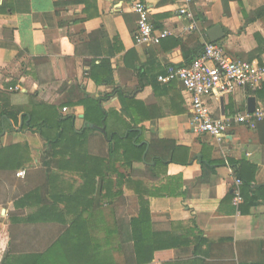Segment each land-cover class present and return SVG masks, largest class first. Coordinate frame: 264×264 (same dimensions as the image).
I'll return each instance as SVG.
<instances>
[{
	"label": "crops",
	"instance_id": "crops-1",
	"mask_svg": "<svg viewBox=\"0 0 264 264\" xmlns=\"http://www.w3.org/2000/svg\"><path fill=\"white\" fill-rule=\"evenodd\" d=\"M136 2L149 8L156 30L172 36L158 46L136 45ZM180 5L0 0V153L6 151L0 155V264L48 253L72 227L87 232L109 260L126 264L128 235L118 234L117 241L111 234L140 217L141 198L152 223L148 241L167 245L149 264L264 263V122L254 130L235 125L218 143L194 132L191 97L182 85L158 81L168 67L189 65L195 59L186 57L189 51L198 55L208 43L264 64V0H195L199 31L193 34L184 31ZM263 87L206 103L217 118L248 111L249 98L264 107ZM98 102L139 133L134 142L147 146L141 161L129 165L124 149L114 159L108 155L107 138L128 131L112 115L108 125H97ZM146 106L164 114L156 128L141 113L137 123L122 113L148 112ZM43 120L52 128L67 124L75 134L49 151L37 128ZM103 126L107 136L96 129ZM154 131L169 142L157 152L167 164L146 162ZM209 163L217 167L204 176ZM237 176L253 180L257 205L248 207L243 197L234 204Z\"/></svg>",
	"mask_w": 264,
	"mask_h": 264
},
{
	"label": "built area",
	"instance_id": "built-area-1",
	"mask_svg": "<svg viewBox=\"0 0 264 264\" xmlns=\"http://www.w3.org/2000/svg\"><path fill=\"white\" fill-rule=\"evenodd\" d=\"M195 0H181L178 10L180 18L186 19L185 33L199 31L198 21L193 13ZM133 12L137 16V31L134 36L136 45L158 46L162 40L172 36L168 30L158 31L151 22L149 8L136 2ZM160 83L179 82L191 97V124L194 132L208 135L218 143L228 138L235 125L251 130L264 122V107L254 112H235L231 116L215 117L206 100L214 97L233 95L238 91L256 93L264 84V64L256 61H241L228 54L221 46L213 43L205 45L203 51L186 67L170 66L164 75L158 77ZM15 89H11L13 91ZM67 112V109H63ZM25 172L17 174L23 177ZM242 181L236 180L234 204L242 202Z\"/></svg>",
	"mask_w": 264,
	"mask_h": 264
},
{
	"label": "trees",
	"instance_id": "trees-1",
	"mask_svg": "<svg viewBox=\"0 0 264 264\" xmlns=\"http://www.w3.org/2000/svg\"><path fill=\"white\" fill-rule=\"evenodd\" d=\"M84 0H66V4H81ZM264 13V12H263ZM204 47H199V53L198 55L203 51ZM193 53V54H192ZM194 55V56H193ZM198 55L194 54V51H189V54L186 55V57L192 56V58H196ZM192 59V60H193ZM192 63V62H191ZM190 63V64H191ZM264 88V87H263ZM116 93H119V91H116ZM258 93V92H257ZM125 97V96H124ZM123 98V97H122ZM123 102V100H122ZM136 103V102H134ZM97 112L96 114L99 116V121L96 123L99 126L102 125H108L107 124V117L110 118V116H115L118 118L120 124H124L125 128L127 129L128 133H121L118 134L114 133V136L111 140L110 137L108 141H111L109 144V153L108 155L114 159L116 154L119 152V150L124 149V155L126 159L129 162V165H131L132 161H141L142 156L146 151L147 146L144 144L141 147L138 146V143L140 141L134 142V139L138 136L139 133L132 132L130 129L132 127L124 121L122 116L120 114H117L115 112L113 113H107L105 112L100 105V102L96 103ZM147 108V106H146ZM148 112H122L129 117L136 123L137 120H134L137 113H141L145 119H148L150 122H152V125L154 124V127L156 128V121L164 116L162 112H151L147 108ZM85 119L92 123V121L89 119L88 115H85ZM31 123V128H35V123ZM69 124V123H68ZM51 125V121L49 120H43L38 128V133L40 136L46 141L52 150L53 148H56L58 144L62 142L67 143L69 140H71V132L73 134L74 130L71 131V129H68L69 126L67 124H60L58 127ZM48 131V132H47ZM156 132H151V143L149 146V151L146 155V162L150 163L152 160L156 164L163 163L167 164L168 157L163 153L160 155H157V152L159 151V146L166 144H169V142L159 140L157 137ZM77 139V135H76ZM75 140V139H74ZM128 144L126 148H123L124 144ZM161 146V149H162ZM164 148V147H163ZM165 150L169 151V148L165 147ZM48 151V152H49ZM6 151L3 150V155ZM167 154V152H166ZM2 167H4L2 165ZM211 167V169H209ZM217 167V164L213 165H204V176L207 170L214 171V169ZM148 169H151L149 166ZM237 179L241 180L244 188H241V194L244 200L246 201L248 207L257 205V199H256V189L252 187L253 180L250 179H244L242 180L240 177L237 176ZM203 179L200 180V182ZM264 189V188H262ZM248 191V195H245V192ZM142 201V211L141 215L138 219H126L122 222V225H118V227H115L112 231V238H117L118 241V234H123V237L125 238L126 235H128V246L123 245V250L126 258V264H149L152 263L154 259V253L159 250H163L167 248V245H164V243L160 242V245L153 246V243L151 241H148L151 232H152V223L150 218V212L148 209L144 207L143 199ZM128 223V229L127 232L125 231V224ZM79 233H82L83 235H80ZM153 236V234H152ZM152 238V237H151ZM95 248V249H94ZM60 251V254L58 253ZM92 251H95L97 253L91 254ZM12 257V256H8ZM10 262V261H8ZM11 264H116L114 259L109 260L107 257L104 256V252H101V246L97 243L94 247L93 244H91L90 237L87 236V232H81V229L72 227L70 229H67L65 234L62 238H60V245L58 243L54 244L52 248L48 251L46 254H39L36 256H26V257H17L11 260ZM257 264H264V263H257Z\"/></svg>",
	"mask_w": 264,
	"mask_h": 264
},
{
	"label": "water",
	"instance_id": "water-1",
	"mask_svg": "<svg viewBox=\"0 0 264 264\" xmlns=\"http://www.w3.org/2000/svg\"><path fill=\"white\" fill-rule=\"evenodd\" d=\"M221 104L223 106V104H224L223 99L221 100ZM255 109H256V100H255V98H249V100H248V112L252 113V112L255 111ZM96 129L98 131H100L101 133H103L105 136H107L105 126H103L102 128L97 127Z\"/></svg>",
	"mask_w": 264,
	"mask_h": 264
},
{
	"label": "rangeland",
	"instance_id": "rangeland-1",
	"mask_svg": "<svg viewBox=\"0 0 264 264\" xmlns=\"http://www.w3.org/2000/svg\"><path fill=\"white\" fill-rule=\"evenodd\" d=\"M38 121H39V120L35 118V121H34V123H36V122H38Z\"/></svg>",
	"mask_w": 264,
	"mask_h": 264
}]
</instances>
